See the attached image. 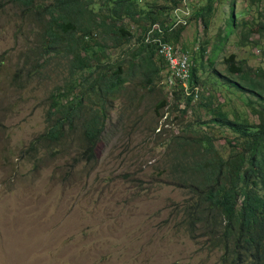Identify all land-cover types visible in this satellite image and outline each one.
I'll list each match as a JSON object with an SVG mask.
<instances>
[{
    "label": "rangeland",
    "instance_id": "374dc122",
    "mask_svg": "<svg viewBox=\"0 0 264 264\" xmlns=\"http://www.w3.org/2000/svg\"><path fill=\"white\" fill-rule=\"evenodd\" d=\"M207 4L181 0L176 7L185 6L191 14ZM246 4L212 0L205 29L203 20L194 17L183 25L178 42L188 56L197 54L199 45L204 48L196 56L200 93L184 112L182 100L170 99L165 70L150 88L134 79L113 101L92 164L82 162L74 169L80 143L72 142L53 157L39 150L33 169L22 151L44 130L47 96L69 70L60 55L32 53L35 26L12 1L0 0V264H220L219 250L203 238H189L181 226L180 207L187 195L166 174L168 143L177 134L190 142L208 133L225 155L227 141H240L237 133L208 122L209 112L197 105L201 94L216 98L212 106L219 103L229 118L256 122L246 105L255 100L229 84L227 79L235 76L222 63L233 53L251 77L264 73V29L258 25L264 26V1ZM230 10L236 24L229 30ZM128 23L137 35L139 28ZM106 52L104 61L112 63L121 49ZM237 82L245 86L238 76ZM162 97L167 104L157 110ZM194 121L207 122L199 126Z\"/></svg>",
    "mask_w": 264,
    "mask_h": 264
},
{
    "label": "trees",
    "instance_id": "16d2710c",
    "mask_svg": "<svg viewBox=\"0 0 264 264\" xmlns=\"http://www.w3.org/2000/svg\"><path fill=\"white\" fill-rule=\"evenodd\" d=\"M8 1L35 26L32 53L43 58L60 55L67 61L69 70L47 96L44 130L22 154L31 158L36 169L39 150L53 157L63 154L76 142L80 146L72 159L74 169L82 162L92 164L107 114L126 84L136 79L138 84L150 88L165 70L154 45L144 43L142 35L148 25L164 22L181 0ZM262 1L246 0V5L258 6ZM207 2L189 16L202 19L204 29L207 26L204 14H208L212 0ZM235 16L230 10L229 30L236 24ZM128 22L139 28L137 35ZM258 25L264 29L263 24ZM182 29L183 25L177 26L164 39L179 43ZM110 47L120 48L121 52L112 63H107L104 59H109L106 50ZM203 49L199 45L197 54L189 57L190 88L200 86L197 71L201 63H196V56H201ZM222 63L227 74L235 76L227 79L229 84L255 100L256 103L247 100L246 105L256 116V122L238 116L229 118L219 103L212 106L216 98L201 94L197 105L209 112L208 122L237 133L240 141H227L230 149L223 155L215 149L208 133L195 136L190 142H183L182 135H174L168 143L171 154L166 174L169 182L187 195L180 207V223L189 238H203L211 249L219 250L220 264H264V73L251 77L233 53L223 57ZM207 66L212 68L210 58ZM237 76L245 86L237 82ZM202 86L206 89V84ZM192 98L191 94L183 96L180 90H171V100L183 101L180 112L190 106ZM166 104L162 97L157 110ZM194 122L203 126L207 121ZM184 146L192 147L186 150Z\"/></svg>",
    "mask_w": 264,
    "mask_h": 264
},
{
    "label": "built area",
    "instance_id": "2783aa9c",
    "mask_svg": "<svg viewBox=\"0 0 264 264\" xmlns=\"http://www.w3.org/2000/svg\"><path fill=\"white\" fill-rule=\"evenodd\" d=\"M189 16L188 9L183 6L171 10L169 21L154 22L146 27L142 37L144 43L154 45L155 53L165 63L166 76L163 83L168 90H180L183 96L197 97V85L189 87L190 60L187 52L179 44H173L164 39V34L177 25H184Z\"/></svg>",
    "mask_w": 264,
    "mask_h": 264
},
{
    "label": "clouds",
    "instance_id": "9594fccd",
    "mask_svg": "<svg viewBox=\"0 0 264 264\" xmlns=\"http://www.w3.org/2000/svg\"><path fill=\"white\" fill-rule=\"evenodd\" d=\"M170 12H171V11H170ZM189 16H190V11H189ZM189 16H188V18H189ZM188 18H187V20H186V23H187V21H188ZM164 22H165V21H164ZM158 23H159V22H158ZM162 23H163V22H162ZM184 25H185V24H184ZM178 26H179V25H178ZM174 28H176V27H174ZM174 28H172V29H174ZM172 29H171V30H172ZM171 30H170V31H171ZM170 31H168V32H166V33H169ZM166 33H165V34H166ZM165 34H164V35H165ZM166 41H167V40H166ZM169 42H170V41H169ZM176 44H179V45H180V43H176ZM183 50H184V49H183ZM164 64H165V63H164ZM164 85H165V84H164ZM198 92H199V91H198ZM197 95H198V94H197ZM192 100H193V98H192Z\"/></svg>",
    "mask_w": 264,
    "mask_h": 264
},
{
    "label": "bare ground",
    "instance_id": "6f19581e",
    "mask_svg": "<svg viewBox=\"0 0 264 264\" xmlns=\"http://www.w3.org/2000/svg\"><path fill=\"white\" fill-rule=\"evenodd\" d=\"M184 48V47H183Z\"/></svg>",
    "mask_w": 264,
    "mask_h": 264
}]
</instances>
